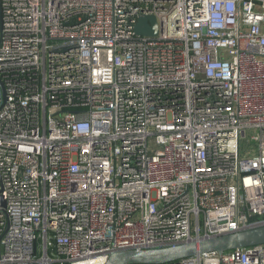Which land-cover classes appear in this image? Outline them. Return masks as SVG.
Instances as JSON below:
<instances>
[{"label":"built area","instance_id":"1","mask_svg":"<svg viewBox=\"0 0 264 264\" xmlns=\"http://www.w3.org/2000/svg\"><path fill=\"white\" fill-rule=\"evenodd\" d=\"M0 197V264L264 226V0H0Z\"/></svg>","mask_w":264,"mask_h":264},{"label":"water","instance_id":"2","mask_svg":"<svg viewBox=\"0 0 264 264\" xmlns=\"http://www.w3.org/2000/svg\"><path fill=\"white\" fill-rule=\"evenodd\" d=\"M138 35L156 37L158 25L155 17H141L136 27ZM0 205L5 201L0 197ZM264 244V226L254 227L226 235L190 241L175 247L156 250H121L110 255L105 264H179L183 259L207 253H219Z\"/></svg>","mask_w":264,"mask_h":264}]
</instances>
